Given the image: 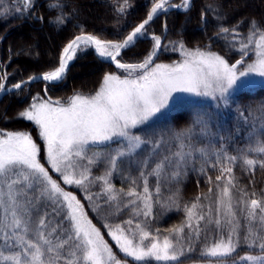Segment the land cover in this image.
I'll return each instance as SVG.
<instances>
[{"label": "snow or ice", "instance_id": "6c2138e0", "mask_svg": "<svg viewBox=\"0 0 264 264\" xmlns=\"http://www.w3.org/2000/svg\"><path fill=\"white\" fill-rule=\"evenodd\" d=\"M126 4L127 0L117 11L124 12ZM65 6L61 0H49V11L57 13L48 19L50 26L60 28L68 22ZM34 7L35 0H19L15 7L0 3V15L14 12L27 17ZM191 7L192 0L179 4L154 0L146 18L122 41L81 30L62 48L57 67L28 77L60 82L70 62L89 48L122 70V74L105 73L95 94L76 93L67 103L33 97L18 116L38 126L43 148L27 132L0 130V264H128V258L137 264H181V258L209 235L213 242L201 250V256L219 261L244 245L258 254L239 256L232 264H264V190L257 196L254 188H238L233 171L237 164L253 176L257 168L264 170V104L247 109V116L241 112L242 124L231 130L225 127L223 134L221 125H213L212 113L203 110L187 127H155L170 104L185 99L180 94L210 96L227 105L237 89L264 84V79L255 78H264V23L250 20L247 34L242 35L237 26H223L222 6L209 4L201 10V21L206 23L211 15L218 22L216 39L240 53L234 63L215 52L187 49L182 41L178 45L182 61L155 63L168 45L154 34L153 50L143 62L119 59L122 50L147 34L146 26L154 18L166 17L170 9L187 13ZM35 18L44 22L43 16ZM170 44L176 51V42ZM250 55L255 59L247 62ZM8 75L0 70V92L22 89L24 81L8 89ZM98 166L104 172L93 176L92 169ZM208 170H218L219 175L207 176L208 193L183 206L185 220L166 229L162 238L160 229L153 233L148 221L154 203L179 208L182 178L190 171L207 175ZM114 175H120L128 187L117 189ZM150 178L155 182L152 189ZM254 182L250 179L249 185ZM170 185L175 190L161 204L162 189ZM65 186L83 192L86 201H97L91 211L103 210L115 217L130 213L132 218L114 227L102 225L123 260L93 224L81 199ZM94 186L100 187L99 193L91 191Z\"/></svg>", "mask_w": 264, "mask_h": 264}, {"label": "trees", "instance_id": "16d2710c", "mask_svg": "<svg viewBox=\"0 0 264 264\" xmlns=\"http://www.w3.org/2000/svg\"><path fill=\"white\" fill-rule=\"evenodd\" d=\"M176 1L174 0V2ZM61 2L66 5L64 12L69 14V19L60 28L50 26L48 23V19L57 14L49 11V0H35L33 15L27 17L18 16L14 12L9 13L6 17L0 15V70L9 74L6 86L53 70L58 66L62 48L74 35L80 34L81 30L104 40L121 41L133 27L146 18L154 0H127L124 12H119L117 9L125 5V0H61ZM0 3L15 7L18 6L19 0H0ZM209 4L222 6L225 17L223 26L229 28L237 26L242 35L247 34L250 20L255 19L264 23V0H192L191 10L187 13L180 9H170L166 17L154 18L146 26L147 34L137 39L134 46L123 50L119 59L123 63L143 62L153 48L154 41L151 38L153 34L160 36L163 39L162 44L169 45L171 48L170 42H176L179 45V42L182 41L187 48L207 49L223 56L229 60V63L240 59L238 51L229 48L223 39H216L215 34L219 30V25L211 15L207 17L206 23L201 21V10ZM73 9L76 10L75 13H73ZM0 13H2V9H0ZM37 16H43L44 22L36 19ZM239 21H243V23L238 24ZM179 57L177 51L168 48L167 51L161 50L158 58L154 59L155 61L168 62ZM252 57L250 55L248 60ZM113 71H118L115 65L99 58L93 49L79 53L77 58L70 63L65 77L60 82L48 83L36 80L27 83L22 89L4 94L0 98V130L5 132L26 131L43 148L37 127L33 122L20 118L18 113L28 108L33 102V97L37 95L45 99L50 97L54 101L66 100L76 93L91 95L97 90L105 73ZM88 73L92 76L87 77ZM46 87L47 91L45 92ZM261 104H264V85L233 92L227 105L223 102L216 103L200 98H185L173 103L166 110L162 121L155 127L171 126L176 129L187 127L192 123L194 114L203 110L212 113L213 125H221L220 131L223 134L225 127L231 130L234 126L242 124L241 112L247 116V109L255 110ZM254 115L259 116V113L254 112ZM213 131H216L215 127H213ZM241 143L243 142L241 141ZM252 158L257 157L253 155ZM233 171L237 178L238 188L247 187L249 191L254 188L257 196L261 195L264 190V170L257 168L253 176V173L237 164ZM103 172V166L92 169L93 176L102 175ZM216 175H219L218 170H208L207 175H202L199 171H190L182 178V182L178 186L177 202L180 207L176 208L170 204L161 207L160 204L154 203L153 217L148 221L150 230L154 233L155 229H160L162 238L164 234H167L166 229L180 225L185 220L183 206L190 205L201 193L207 194L210 187L207 176H212L214 179ZM250 179H254V184L249 185ZM112 183L117 189L128 187V183L120 175H114ZM154 183V180L150 178V189L154 187ZM65 190L73 192L81 199L93 224L100 228L105 241L113 248L117 257L123 260V254L116 247L111 236L107 234L108 229L102 225L109 224L114 227L116 224L132 218L130 213L126 211L119 217H115L108 215L103 210L99 213L91 211L90 208H94L97 201H86L85 194L77 191L74 186H65ZM174 190L175 188L171 185L169 189H162L161 204L172 195ZM91 191L99 193L100 187L94 186ZM212 196L214 198L215 191ZM139 222H143L142 217ZM199 249L200 246L197 243L193 253L181 258V264L208 260L209 258L200 256ZM238 253L237 250V253L232 257L223 258L220 261L233 260ZM128 264H137V262L128 258ZM152 264H156V262H152Z\"/></svg>", "mask_w": 264, "mask_h": 264}, {"label": "rangeland", "instance_id": "374dc122", "mask_svg": "<svg viewBox=\"0 0 264 264\" xmlns=\"http://www.w3.org/2000/svg\"><path fill=\"white\" fill-rule=\"evenodd\" d=\"M171 3H173V4H179L180 2H181V0H177L176 2H174V0H172V1H170ZM139 24V23H138ZM142 38V37H141ZM162 39V38H161ZM163 40V39H162ZM48 44H49V46H50V43L48 42ZM154 44V43H153ZM66 45V44H65ZM51 47V46H50ZM168 48H170L171 49V46H169L168 45ZM187 48V47H186ZM89 49H93V48H89ZM187 49H190V50H196L197 48H187ZM200 50H202V51H208L207 49H202V48H199ZM152 50H153V48H152ZM152 50H151V52H152ZM178 53H179V58L178 59H175V60H172V61H168V62H164V61H155V63H164V64H173V63H176V62H180V61H182L183 59H184V56H183V53L181 52V51H179V49H178V44H177V50H176ZM123 52V51H122ZM150 52V53H151ZM149 53V54H150ZM149 54L147 55V56H149ZM98 56V55H97ZM99 58H101L100 56H98ZM101 59H103V58H101ZM255 59V57L253 56L250 60H247V62H251L252 60H254ZM105 60V59H104ZM237 60V59H236ZM235 60V61H236ZM108 61V60H107ZM235 61H233V63L235 62ZM110 62V61H109ZM71 63V62H70ZM112 63V62H111ZM114 64V63H113ZM241 70H242V68H241ZM67 73V72H66ZM108 73H116V74H122V70H118L117 72L116 71H113V72H108ZM92 76V74H90V73H88L87 74V77H91ZM257 80H260V79H264V78H262V77H259L258 75L255 77ZM57 83V82H56ZM101 84V83H100ZM262 85H264V84H256L255 86H253V87H256V86H262ZM7 87V86H6ZM100 87V85L98 86V88ZM253 87H245V88H253ZM98 88H97V90H98ZM241 89H243V88H241ZM96 90V91H97ZM238 90H240V89H237L236 91H238ZM95 91V92H96ZM236 91H234V92H236ZM95 92L93 93V94H95ZM93 94H91V95H93ZM180 95H182L183 97H185V98H200V99H202V100H210V101H213V102H216V103H219V101L218 100H215V99H213L212 97H210V96H196V95H194V94H188V93H183V94H180ZM73 96V95H72ZM40 98H42V97H40ZM70 98V97H69ZM68 98V99H69ZM42 99H45V98H42ZM68 99H63V100H59L61 103H67V101H68ZM54 101V100H53ZM33 103V102H32ZM172 104H170V106H171ZM33 124H34V122H33ZM35 125V124H34ZM36 126V125H35ZM37 127V131H38V134H39V129H38V126H36ZM7 132V131H6ZM24 132H26V131H24ZM28 133V132H27ZM37 142V141H36ZM38 143V142H37ZM202 203H205V201H203ZM244 222H243V220H241V224H243ZM225 235H226V233H225ZM241 235H243V231H241ZM217 239L219 238L218 236L216 237ZM213 242V237L211 236V235H209L208 237H207V239H204L203 237H202V239H201V241H199V242H197V243H199V246H200V249L198 250V253L200 254V256H201V250L207 245V244H210V243H212ZM238 251H239V253L236 255V257L234 258V259H237L239 256H244L245 254H252V255H256V254H258V250H252L251 252H249L248 251V248L246 247V246H244V245H242L240 248H238L237 249ZM203 257V256H202ZM206 258H208V257H206ZM154 262V261H153ZM182 264H232V260H230V261H218V260H215V259H213V258H209L208 260H201V261H194V262H189V263H182Z\"/></svg>", "mask_w": 264, "mask_h": 264}, {"label": "water", "instance_id": "95a60500", "mask_svg": "<svg viewBox=\"0 0 264 264\" xmlns=\"http://www.w3.org/2000/svg\"><path fill=\"white\" fill-rule=\"evenodd\" d=\"M170 1H172V0H170ZM142 21H143V20H142ZM142 21H141V22H142ZM141 22H140V23H141ZM140 23H139V24H140ZM139 24H137V25H139ZM137 25H136V26H137ZM136 26H135V27H136ZM135 27H133V28L128 32V34H129V33H130ZM128 34H127V35H128ZM127 35H126V36H127ZM126 36H125V37H126ZM2 37H3V36H2ZM125 37H124V38H125ZM124 38H123V39H124ZM123 39H122V40H123ZM122 40H121V41H122ZM66 44H67V43H66ZM93 50H94V49H93ZM122 51H123V50H122ZM94 52H95V50H94ZM121 53H122V52H121ZM95 54L98 55L96 52H95ZM101 58H103V57H101ZM103 59L107 60L106 58H103ZM108 61H109V60H108ZM112 63H114V62H112ZM114 65H115V64H114ZM40 75H41V74H37V75H34V76L39 77ZM36 80H42V79H36ZM36 80L29 81L28 78H26V79H23V80H21V81H24V82H25V84H24V86H25L27 83H30V82H33V81H36ZM19 82H20V81H19ZM12 85H13V84H12ZM12 85L7 86V88H8V89H11V86H12ZM15 90H18V89H13V90H11V91L0 92V98H1L4 94H6V93H8V92L15 91Z\"/></svg>", "mask_w": 264, "mask_h": 264}]
</instances>
